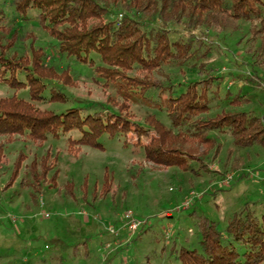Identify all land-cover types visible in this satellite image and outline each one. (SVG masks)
Listing matches in <instances>:
<instances>
[{
	"label": "trees",
	"instance_id": "1",
	"mask_svg": "<svg viewBox=\"0 0 264 264\" xmlns=\"http://www.w3.org/2000/svg\"><path fill=\"white\" fill-rule=\"evenodd\" d=\"M13 8L21 21H28L33 12L39 26L55 41L59 61L72 59L92 69L94 82L112 96L107 105L73 101L65 93L66 83L55 76L56 66L45 65L47 49L36 45L35 36L30 35V58L10 54L25 38L18 31L20 25L8 24L0 8V82L28 94V99L0 98V177L4 150L18 138L42 147L49 138L66 136L69 153L75 156L81 147L104 151L100 140L107 136L122 148L141 152L145 163L194 174L210 172L208 159L218 161L221 146L210 136L213 132H228L237 148H264V115L229 111L204 118L210 110L211 80L189 81L176 90L163 72L165 65L174 61L183 65L193 56L190 43L170 40L166 25L182 24L191 31L209 27L217 16L251 23V39L259 37L253 64L264 66V0H13ZM92 54L101 65L91 58ZM64 70L65 77L73 78L71 65ZM45 101L69 106L59 112L39 108L38 104ZM248 103L249 99L240 94L229 99L233 107ZM131 106L163 112L170 125L151 113H145L141 123L130 111ZM146 132L155 135L147 145L139 140L132 145L127 140L128 134L139 138ZM51 157L47 153L23 166L25 157L21 154L6 188L18 179L23 166L21 184L31 188L35 203L45 183L55 186L57 161ZM224 167L239 171L243 159L229 151ZM106 185L102 195L109 192ZM197 227L199 249L175 250V264H264V212L258 216L246 203L223 229L206 216L199 218ZM53 242L61 251L71 248L74 255L82 245L71 247L56 239ZM59 264H64L62 257Z\"/></svg>",
	"mask_w": 264,
	"mask_h": 264
},
{
	"label": "rangeland",
	"instance_id": "2",
	"mask_svg": "<svg viewBox=\"0 0 264 264\" xmlns=\"http://www.w3.org/2000/svg\"><path fill=\"white\" fill-rule=\"evenodd\" d=\"M0 8L6 13L8 24L20 25L18 31L25 38L10 54L30 58V35L35 36L36 45L47 49L45 65L56 66L55 76L60 83H66L68 97L103 105L110 102L112 94L94 82L92 69L72 59L59 61L55 41L39 26L33 12L28 21H21L14 11L13 0H0ZM250 26V22L226 16H217L209 27L191 31L182 24L166 25L170 40L190 43L193 53L183 65L174 61L163 67L176 90L189 81L211 80L210 110L203 114L204 118L229 111L264 115V66L253 64L259 37L251 39ZM91 58L101 65L96 55ZM66 65H71L74 79L63 75ZM236 94L249 99V103L231 106L229 99ZM11 96L28 99L25 90L13 91L0 82V98ZM114 101L119 103L118 98ZM38 106L59 112L69 103L45 101ZM130 111L136 113L141 123L144 114L151 113L170 125L166 114L155 109L131 106ZM210 136L221 146L219 158L215 162L208 159L210 172L198 174L145 163L141 152L122 148L107 136L100 140L104 151L81 147L75 156L69 153L66 136L59 140L49 138L42 147L18 138L4 150L0 177V264H59L60 257L64 264H175V250L199 249L197 223L201 216L223 229L232 214L246 203L256 215H261L264 148L257 145L237 148L228 132H213ZM154 139L153 132L143 133L139 138L127 135L132 145L137 140L147 145ZM229 151L233 157L243 159L241 170L230 172L224 167ZM47 153L57 161L54 170L58 176L55 186L45 183L34 203L31 188L21 184L23 166ZM21 154L25 158L19 177L7 189L14 163ZM193 167L197 169L196 165ZM106 182L109 192L102 195ZM129 212L141 222L135 231L130 230L131 220L125 216ZM55 239L71 247L76 243L82 245L74 255L71 248L61 251L54 244Z\"/></svg>",
	"mask_w": 264,
	"mask_h": 264
},
{
	"label": "built area",
	"instance_id": "3",
	"mask_svg": "<svg viewBox=\"0 0 264 264\" xmlns=\"http://www.w3.org/2000/svg\"><path fill=\"white\" fill-rule=\"evenodd\" d=\"M125 216H126V219H130L131 220V222H130V230L135 231V230H137L140 227L141 222L139 220H136L133 217L132 213L129 212Z\"/></svg>",
	"mask_w": 264,
	"mask_h": 264
}]
</instances>
